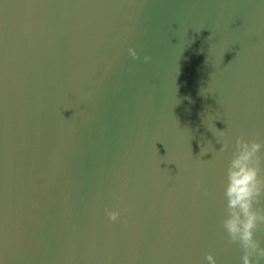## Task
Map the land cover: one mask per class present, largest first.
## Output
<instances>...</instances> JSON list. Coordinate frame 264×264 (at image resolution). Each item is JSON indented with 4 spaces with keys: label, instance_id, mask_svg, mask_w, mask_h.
I'll return each instance as SVG.
<instances>
[{
    "label": "water",
    "instance_id": "1",
    "mask_svg": "<svg viewBox=\"0 0 264 264\" xmlns=\"http://www.w3.org/2000/svg\"><path fill=\"white\" fill-rule=\"evenodd\" d=\"M240 135L264 141V0H0V264H242Z\"/></svg>",
    "mask_w": 264,
    "mask_h": 264
},
{
    "label": "clouds",
    "instance_id": "2",
    "mask_svg": "<svg viewBox=\"0 0 264 264\" xmlns=\"http://www.w3.org/2000/svg\"><path fill=\"white\" fill-rule=\"evenodd\" d=\"M134 59L139 54L134 48L128 49ZM151 59L145 56V62ZM222 143L221 152L231 147V156L225 169L223 183L224 216L221 221L230 245L242 250V264H264V246L257 238L264 230V141L257 138L237 136L231 145ZM107 217L115 222L119 210L107 211ZM208 264H217L213 254L205 256Z\"/></svg>",
    "mask_w": 264,
    "mask_h": 264
}]
</instances>
